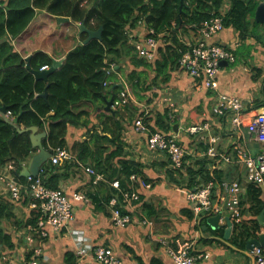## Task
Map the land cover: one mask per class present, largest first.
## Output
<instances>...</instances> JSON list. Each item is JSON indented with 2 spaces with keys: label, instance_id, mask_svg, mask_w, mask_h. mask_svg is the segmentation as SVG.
<instances>
[{
  "label": "trees",
  "instance_id": "16d2710c",
  "mask_svg": "<svg viewBox=\"0 0 264 264\" xmlns=\"http://www.w3.org/2000/svg\"><path fill=\"white\" fill-rule=\"evenodd\" d=\"M259 3L260 0H0V108L5 104L7 111H11L14 117L21 113L19 125L22 128L37 125L46 130L48 135L43 139L46 148L53 150L65 147L75 153L76 159L103 173L111 187L104 203L111 205V198L116 196L118 203L115 208H124L127 201L123 193L111 184L113 181L120 180L121 188L130 192L134 191L129 184L132 174L137 176L135 185L143 186L142 180L155 182L143 172L141 163L127 159V143L124 139L126 127L133 125L135 129L137 118L144 116L146 130L143 134L147 135V141L153 133L161 132L171 136L172 127L178 129V123L173 117V106L165 104L154 114L140 103L148 98L150 91L155 99H159L162 88L168 85L173 73L182 70L179 60L188 47L180 40V35H194L197 33V25L204 20L222 16L223 29L233 28L243 40V45H246L247 39L253 38L264 46V37L260 32L264 23L255 19ZM43 11L55 18L69 16L74 22H84L93 30L99 29L101 25L104 27L102 40L92 39L86 44L84 40L88 33L82 32L79 35L80 43L66 53L63 65L48 80L36 79L26 68V59L12 42ZM138 27H142L145 33L147 29L153 28L155 36L161 34L158 38H163L164 43H159L153 60L140 56L129 42V34ZM231 51L235 59L230 62L236 63L239 51L232 48ZM52 58L44 50H37L31 54V66L34 70L51 66ZM111 64L114 65V71L108 74L106 68ZM116 66L119 68L116 69ZM118 72H123L124 79L118 76ZM107 80L110 83L106 85ZM125 86L135 94L139 104L131 98L122 107L116 105L115 101ZM46 88L48 99L40 96ZM262 93L264 96V82ZM113 95L114 110H106L105 99ZM83 102H91L95 109H102L97 119H83L84 115L90 114L87 109H77V105ZM146 102L152 106V99ZM258 106H264V98ZM30 133L29 130L17 131L0 112V164L15 160L14 175L20 181L27 177L21 175L23 163L37 151L33 147ZM190 134L194 136L196 133ZM181 144L185 147L182 141ZM186 157L183 166L177 167L168 154L170 179L176 184L188 182V187L193 189L210 180L220 182L223 179L224 172L215 166L214 158L204 156L196 159L193 164L186 163ZM76 159L74 162L80 167ZM66 168H70V164L65 160L61 165H52L49 160L39 175L46 178L50 187L58 188L61 178L67 175L65 170L62 171ZM92 177L95 179V175ZM245 194L242 198V205H246L243 212L249 213L251 217L234 223L231 235L232 242L242 248L246 247L249 239L260 234L262 225L258 216L264 209L263 188L260 184L247 180ZM138 200L140 198L134 202ZM32 202L28 193L16 201L8 192L0 190V262L17 250V239L21 238L18 233L28 227H38L44 212L40 205L31 207ZM19 211L23 216H20ZM193 216L190 212L187 217L191 220ZM208 227L214 234L223 235L225 232L222 227ZM201 239L205 242L210 240ZM24 253L29 259L34 251ZM71 254L74 258L75 249Z\"/></svg>",
  "mask_w": 264,
  "mask_h": 264
},
{
  "label": "crops",
  "instance_id": "0c3cea01",
  "mask_svg": "<svg viewBox=\"0 0 264 264\" xmlns=\"http://www.w3.org/2000/svg\"><path fill=\"white\" fill-rule=\"evenodd\" d=\"M68 24L77 27V23L72 19L61 23L54 15L46 11L39 12L25 31L12 42L24 59L37 50H44L52 57L61 59L80 43L78 31L74 32L72 26H67ZM260 28L264 37V26ZM136 32H138L136 35L145 33L142 27H138L134 33ZM72 37L77 38L75 43ZM188 39H192V35H180V40ZM214 40L228 44L235 51L243 52L242 55H236V63L228 61L229 64L222 66L218 76L217 91L240 97L244 101L249 118L261 107L258 105L264 98L262 93L264 59L260 55L264 51V46H257L247 39L246 45L251 47L249 50L248 46L245 47L246 45L238 39L233 28L223 29ZM70 41H72L71 47H67ZM257 60L260 62L257 63ZM117 68L119 67L116 66ZM122 74L123 72H118V76L124 79ZM160 94L161 97L155 99L157 103L161 104L164 99L165 104L174 107L173 117L178 123V129L172 127L171 132L178 134L187 149L186 163H193L198 158L209 156L215 159L216 167L224 172L219 184L225 180H237L246 186L248 168L238 161V149L242 147L254 155L262 149V141L250 133L247 124L235 129L230 114L219 116L215 113L213 105L217 92L207 88H196L192 77L182 70L173 73L170 82L162 88ZM132 101L140 103L134 97ZM77 109L89 110L90 114L84 115L83 119L88 117L97 119L102 112L100 107L95 109L91 102H83L77 105ZM202 121L208 122L211 132L219 137L215 145L218 155L215 157L207 154L208 144L201 139L200 133L193 136L187 130L188 126ZM210 130L204 131L206 138L212 134ZM39 131L43 130L39 127ZM146 136L136 131L133 125L126 127L124 139L127 143L125 147L128 153L127 159L141 163L143 172L155 181L154 183L147 181L150 186H139L135 185L133 180L129 181L132 189L138 192L140 200L123 205V212L129 213L132 217V222L126 226H118L112 222L113 208L104 203L111 192L106 176L95 182L92 175L78 167L74 160L68 162L70 168L62 169L67 175L61 178L58 184L65 188L67 195L73 201L75 218L69 229L59 233L48 227L49 235L44 239H38L34 244L42 246V263L69 264L74 261V264H100L92 254L81 259L76 255L72 257L71 252L75 249V242L70 229L79 228L91 237L93 243L112 247L126 264H177L170 250L178 251L181 246H189V251L195 256L203 255L198 259V264H254L252 249H248L247 243L246 247L242 248L232 242L233 228L228 238H224L228 227L225 217L219 221V227L225 229L224 234H214L208 227L209 225L213 228L207 220V215L210 213L196 211V204L189 199L188 194L203 184L191 189L187 185L188 182H184L183 185L173 182L169 175L171 164L167 152L151 150ZM29 163L30 159L23 163V166ZM214 192L215 205L219 204L223 208L222 215H227L228 212L223 204L225 193L223 191L221 193L220 189H215ZM75 193H82L85 198L75 200ZM245 193L242 198L246 196ZM245 207L246 205H242L243 219L251 217L249 213L243 212ZM190 212L194 214L191 220L187 217ZM258 220L260 221L259 216ZM234 223L232 220V224ZM263 231L262 225L261 232ZM24 236L25 233L17 239L19 241L17 250L7 255V259L10 258L12 264L25 262L31 264L32 257L27 259L24 252L28 253L32 250ZM201 238H209L211 241L205 242ZM15 255L18 257L12 258Z\"/></svg>",
  "mask_w": 264,
  "mask_h": 264
},
{
  "label": "built area",
  "instance_id": "2783aa9c",
  "mask_svg": "<svg viewBox=\"0 0 264 264\" xmlns=\"http://www.w3.org/2000/svg\"><path fill=\"white\" fill-rule=\"evenodd\" d=\"M223 17L213 16L197 25V33L192 39L181 40L187 44V49L182 52L179 60L182 71L186 72L194 80V86L198 89L207 88L217 92L213 111L219 116L231 115L232 125L235 129H240L243 124H247L248 130L254 134L256 138L262 141L261 151L254 155L247 152L244 148L238 149L240 162L248 168V180L260 184L263 188L264 195V111L260 114H253L247 117V108L244 101L235 95L220 92L218 90V75L222 68V61H231L235 59L234 52L227 45L215 41L214 37L223 30ZM138 32L133 31L129 34V42L135 46L136 51L140 56L147 59H154L159 45V36H155L153 28L147 29L146 33L136 35ZM44 66L43 68H46ZM114 65L111 64L106 68V72L111 74L114 70ZM109 80L105 81L107 85ZM126 84V83H125ZM127 86V85H126ZM125 86L115 101L116 105L122 107L132 98V93ZM7 116H12L11 111L6 112ZM135 130L144 133L146 124L144 116L138 117L135 123ZM188 132L201 134V139L208 144L207 154L217 156L218 152L215 145L219 137L214 135L210 130V124L204 122L202 124H192L187 127ZM205 130H210L206 138ZM206 140V141H205ZM148 146L152 150L167 152L172 162L177 167L183 166L187 149L181 144L178 134L173 133L167 136L164 133L156 132L148 137ZM76 159L71 151L65 147H56L53 149V155L50 159L52 165H61L62 162H71ZM228 159V158H227ZM78 164L88 174L95 175V182L103 179L105 175L99 173L94 167L85 165L83 162L76 159ZM216 166V165H215ZM16 161L10 160L4 164H0V190L8 192L10 197L19 201L23 198L24 193L30 194L32 197L31 207L40 205L43 210V215L40 217L37 228H26L25 240L33 250L31 264H43L41 255H43L42 246L34 245L38 239H43L49 235L48 227L55 232L69 229L70 224L75 218V208L73 201L69 198L65 188L50 187L44 176H27L24 181L17 179L15 174ZM131 180H136V174L130 176ZM115 188L119 189L127 201L131 204L139 198L138 192L123 190L120 180H115L111 183ZM144 186H150L145 180L141 181ZM223 187V188H222ZM220 189L223 193L224 209L230 214L231 219L235 223H240L243 220L242 214V196L246 192V186L239 181H223L221 184L215 181H209L201 187L189 192L188 197L196 204L198 213L206 212L210 214L223 213V208L219 204L215 205L214 191ZM85 195L75 193V200H82ZM118 203V198L115 196L111 200V205L114 207L112 212V220L115 225L126 226L132 222V217L129 213L123 212L122 208H115ZM74 237L76 256L81 259L88 255H94L95 260L100 264H126L115 250L106 245H96L93 243L90 236L79 228L70 229ZM1 252V246H0ZM172 257L177 264H198V259L203 255L195 256L189 251V246H181L178 251L170 250ZM254 264H264V247L255 246L251 251ZM207 256V255H206Z\"/></svg>",
  "mask_w": 264,
  "mask_h": 264
},
{
  "label": "water",
  "instance_id": "95a60500",
  "mask_svg": "<svg viewBox=\"0 0 264 264\" xmlns=\"http://www.w3.org/2000/svg\"><path fill=\"white\" fill-rule=\"evenodd\" d=\"M255 19L258 22L264 23V1H261L255 11ZM71 17L69 16H61L58 18L59 22H66V21H70ZM77 26L79 27V35L82 32H87L88 33V37L84 40V44L89 43L92 39H99L102 40L103 36V30L104 27L101 25L99 27V29L97 30H93L88 28L84 22L81 23H77ZM53 62L52 65L40 70H34L31 66V54L26 58L27 64H26V68L31 71L35 76L36 79H42V80H48L49 77L55 72L57 71L64 62V59H56V58H52ZM229 64L228 61H222L221 65H227ZM49 86V84H48ZM41 97L48 99V89L46 88L44 90V92H42L40 94ZM115 101V95H113L110 99H105L106 102V110H110L113 111V104ZM8 108L5 104H3L0 108V112L1 114L4 116V118L6 119L7 122L11 123L17 131L19 132H24V131H31L30 136H31V140H32V144L33 147L37 148V151L34 152L32 154V156L30 157V163L29 165H24L23 166V170L21 171V175L23 176H37L40 174L43 165L48 162L52 155H53V150L48 149L44 146L43 144V139L47 137L48 132L46 130L43 131H39V126L37 125H32L26 128H22L19 125V118L20 115H17L13 118H9L8 116H6V112H7ZM264 111V106H261L259 109L256 110V112L254 114H260L261 112ZM226 218L227 222H228V227L226 229V233L224 238H228L229 233H231L232 228H233V224H232V220L230 218V214H227L225 216L222 215V213H218L216 215H207V220L210 223V225L213 228H218L219 225V221L223 218ZM259 219L264 227V209L261 212V214L259 215ZM255 246L257 247H264V231L260 232V234L258 235V237L256 238H251L247 241V247L248 249H253ZM253 258V256H252ZM253 262H254V258H253Z\"/></svg>",
  "mask_w": 264,
  "mask_h": 264
},
{
  "label": "rangeland",
  "instance_id": "374dc122",
  "mask_svg": "<svg viewBox=\"0 0 264 264\" xmlns=\"http://www.w3.org/2000/svg\"><path fill=\"white\" fill-rule=\"evenodd\" d=\"M230 5V4H229ZM67 26H72V24H68ZM71 29L74 31V32H77L78 31V28L77 27H71ZM189 35H192V37L194 36L192 33H190ZM259 35H260V33H259ZM73 38V41H74V43L77 41V38L76 37H72ZM163 38H161V40L159 39V43L161 42V44H163L164 42H163V40H162ZM238 39L241 41L242 39L241 38H239L238 37ZM243 41V40H242ZM248 41H250V42H254V44H256L257 46L258 45H260V43H258V42H255V40L253 39V38H250V39H248ZM247 41V42H248ZM71 43H72V41H70V44H67V47H71L70 45H71ZM14 44V43H13ZM14 46H15V44H14ZM248 45H246L245 47H247ZM248 49L250 50L251 49V47H249L248 46ZM242 51H240L239 52V55H242ZM260 55H262V57H263V59H264V51L260 54ZM257 63H259L260 61L259 60H257L256 61ZM264 62V61H263ZM263 65H264V63H263ZM125 77V76H124ZM132 97H134V98H136V96L133 94V96ZM152 99V102H153V104H152V106H149V104L146 102L147 101V99ZM147 99H145L144 101H143V104H144V106H146L147 107V109H149L152 113H156L157 111H158V108L160 107V108H162L164 105H165V103L166 102H163L164 101V99H162V103L161 104H159V103H157L156 101H155V98H154V95H152V92L150 91L149 92V96H148V98ZM132 103V102H131ZM198 124V123H197ZM112 198H114V197H112ZM112 198H111V200H112ZM114 208V207H113ZM19 213H20V211H19ZM20 216H23V213H20ZM9 229H14L13 227H9ZM23 232V231H22ZM22 232H20V233H18L17 235L19 236V237H22L23 236V233ZM6 258H2L1 259V262H0V264H12V263H10V258H8L7 259V256H5ZM18 256L17 255H15V256H13L12 258H17ZM18 260V259H17ZM17 264H22V263H17ZM24 264H26V262L24 263Z\"/></svg>",
  "mask_w": 264,
  "mask_h": 264
},
{
  "label": "clouds",
  "instance_id": "9594fccd",
  "mask_svg": "<svg viewBox=\"0 0 264 264\" xmlns=\"http://www.w3.org/2000/svg\"><path fill=\"white\" fill-rule=\"evenodd\" d=\"M47 67H49V66H47ZM43 69V68H42ZM7 116V115H6ZM9 117V116H8ZM12 117H14L13 115L12 116H10L9 118H12Z\"/></svg>",
  "mask_w": 264,
  "mask_h": 264
}]
</instances>
